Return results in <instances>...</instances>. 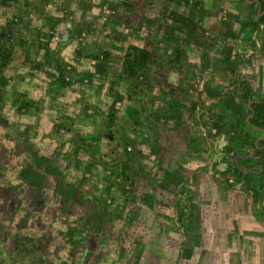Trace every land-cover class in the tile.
Wrapping results in <instances>:
<instances>
[{"label": "rangeland", "instance_id": "1", "mask_svg": "<svg viewBox=\"0 0 264 264\" xmlns=\"http://www.w3.org/2000/svg\"><path fill=\"white\" fill-rule=\"evenodd\" d=\"M139 4L0 0V56L11 52L0 64V264H102L128 250L138 264L149 243L156 254L190 249L180 264H264V171L234 162L264 157V128L252 125L264 7ZM132 45L151 52L137 76L125 71ZM40 203L42 225L26 212ZM149 218L147 239L136 230Z\"/></svg>", "mask_w": 264, "mask_h": 264}, {"label": "crops", "instance_id": "2", "mask_svg": "<svg viewBox=\"0 0 264 264\" xmlns=\"http://www.w3.org/2000/svg\"><path fill=\"white\" fill-rule=\"evenodd\" d=\"M130 1H131V5L133 7H139L140 6V4H139L140 0H130ZM262 148H263V146H262ZM240 155H244L245 157L237 158ZM234 162H235V164H236V166L238 168H239V165L242 167V169L245 171V173H243V174H246V173L259 174V173L264 171V157L260 156L259 154H254L252 152H246V153H242V154H235L234 155ZM252 164H256V166H252L251 167ZM260 164H262L263 167H261ZM202 197H204V196H202ZM241 216L245 217V215H241ZM101 219H102V221L104 223H107V221H105L103 218H101ZM35 221L37 222V224H40V225H42V223H43L42 219L41 220L40 219L39 220L35 219ZM40 221H41V223H40ZM81 221L83 222V219ZM104 223H102V224H104ZM152 223H153V220L149 218L147 220V226L142 227L140 230L137 229L136 232L137 233H143L145 235L144 237L147 238V239L153 237L154 234H156V232L153 230L152 227H150ZM27 227H29V229L27 228L28 231H32V228H34L33 221L30 224H28ZM244 227H251V226L248 225V226H244ZM101 230L103 232H109V231H111V227L107 226V227L101 228ZM263 245H264V243H263ZM105 246H107V245H105ZM138 246H136V250H137V248H139ZM152 247L153 246L150 245V243H149L147 248L145 249V252H146L147 255L145 256V258L142 257L140 262H138V264H149L150 262H154V260L157 261L156 259L161 260L164 264H177V263L180 264L181 261L183 260V258H181V257L183 256V252L184 251H187V253H192V252H190L191 250L187 248V249H184L183 252L180 251L179 255H177V253H176V255H174V252L173 253L170 252L169 249H167L165 251L161 250L160 254H156V252H158V250L160 248L157 249V248H152ZM52 249H55V247L53 245H52ZM68 249H69L68 252H70L72 255L73 254H77L69 246H68ZM92 250H94V249H92ZM128 251H130V250H128ZM128 251L123 252V254H125V256L121 255V257H120V254H115V255L111 254L110 255V252H105L104 254H106V255L101 256L98 259L95 256H91L89 254L88 257L86 258V260L89 259V258H92L93 259V263H96L95 262V258H96V261H100L102 264H112V263L113 264H137V261H135V257L134 258H132L131 256L127 257V255L131 254V253H128ZM114 253L115 252H113V254ZM149 259H152V260H149ZM147 262H149V263H147Z\"/></svg>", "mask_w": 264, "mask_h": 264}, {"label": "trees", "instance_id": "3", "mask_svg": "<svg viewBox=\"0 0 264 264\" xmlns=\"http://www.w3.org/2000/svg\"><path fill=\"white\" fill-rule=\"evenodd\" d=\"M256 1L258 2V0H256ZM259 1L261 2V5H263V7H264V0H259ZM130 49L133 51V54L126 55L125 71L130 76H137L139 74L144 73V71L146 70L147 64H148L150 57H151V52L147 48H143L140 46H134V45L130 46ZM10 60H11V52L7 55H1L0 56V64H1L2 68L7 67L8 64L10 63ZM244 79H245L244 76L243 77L241 76L239 78V80H244ZM233 94L236 97L238 96L236 91H233ZM263 105L264 104H262V102L256 101L253 103V107H254V110L256 113H255L254 117L252 118V125H255V126L260 127V128H264V114L262 113V110H261V106H263ZM19 174L24 179H30L32 172L30 170H27V169H22V170H20ZM36 197H37V195H36ZM28 201L29 200H27V205L31 206V204L33 203L32 202L33 199L31 198V202L29 201V204H28ZM43 207H44V204L40 203L35 208H32V209L27 208L26 212H27V214L32 212V214H29V215L35 217L36 220H39V219L41 220L42 217H40L41 212L39 211V209L43 208ZM46 207H48V205H46ZM33 212H34V214H33ZM40 223H41V221H40ZM60 230H64L65 232H70V226H68V224H65V226L63 228H60ZM31 233H32V231H30V235H31ZM48 233H49V231L45 232L44 234H43V232H41V234L38 236L37 239L28 242V245L26 246V248L24 250L25 257H27L28 253H30L33 256L34 254L39 253L43 249V244L41 242V239L47 240L48 237L46 235ZM83 233H87V232L84 231ZM31 255H30V257H31Z\"/></svg>", "mask_w": 264, "mask_h": 264}, {"label": "water", "instance_id": "4", "mask_svg": "<svg viewBox=\"0 0 264 264\" xmlns=\"http://www.w3.org/2000/svg\"><path fill=\"white\" fill-rule=\"evenodd\" d=\"M258 3H259L260 6H261V2H260L259 0H258ZM239 157H240V158H243V157H245V156H244V155H240V156H238L237 158H239ZM237 160H238V159H237ZM237 160H236V161H237ZM238 165H239V164H238ZM260 166L263 167L262 164H260ZM260 166H259V167H260ZM239 168H240V170H241L243 173H245V171L242 169V167H241L240 165H239Z\"/></svg>", "mask_w": 264, "mask_h": 264}]
</instances>
